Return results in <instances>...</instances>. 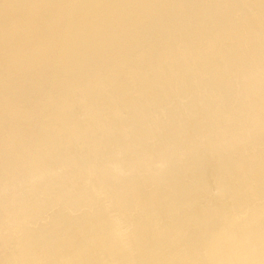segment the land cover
Returning a JSON list of instances; mask_svg holds the SVG:
<instances>
[{
  "label": "bare ground",
  "instance_id": "bare-ground-1",
  "mask_svg": "<svg viewBox=\"0 0 264 264\" xmlns=\"http://www.w3.org/2000/svg\"><path fill=\"white\" fill-rule=\"evenodd\" d=\"M0 264H264V0H0Z\"/></svg>",
  "mask_w": 264,
  "mask_h": 264
}]
</instances>
